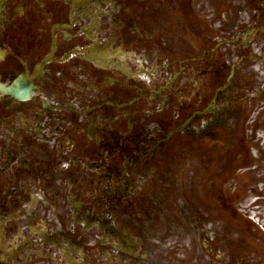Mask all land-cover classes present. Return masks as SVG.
Masks as SVG:
<instances>
[{"label":"flooded vegetation","instance_id":"obj_1","mask_svg":"<svg viewBox=\"0 0 264 264\" xmlns=\"http://www.w3.org/2000/svg\"><path fill=\"white\" fill-rule=\"evenodd\" d=\"M261 90L264 0H0V264H161L167 149Z\"/></svg>","mask_w":264,"mask_h":264},{"label":"rangeland","instance_id":"obj_2","mask_svg":"<svg viewBox=\"0 0 264 264\" xmlns=\"http://www.w3.org/2000/svg\"><path fill=\"white\" fill-rule=\"evenodd\" d=\"M255 95L243 125L167 149L161 264H264V92Z\"/></svg>","mask_w":264,"mask_h":264}]
</instances>
